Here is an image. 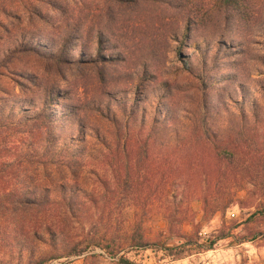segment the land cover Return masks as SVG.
<instances>
[{
    "label": "rangeland",
    "instance_id": "374dc122",
    "mask_svg": "<svg viewBox=\"0 0 264 264\" xmlns=\"http://www.w3.org/2000/svg\"><path fill=\"white\" fill-rule=\"evenodd\" d=\"M183 1L189 10L182 15L156 4L144 12L121 10L111 24L128 62L115 67L96 57L62 70L34 53L10 58L23 34L38 36L52 54L51 44L32 30L56 31L39 19L30 21L19 5L17 16L0 17V59L8 66L0 76L1 96L20 107L21 98L40 103L47 86L64 91L69 98L60 101L68 110L78 108V115L55 125H67L71 139L65 145L78 148L79 155L71 164L44 168L27 160L26 154L39 152L23 128L13 123L0 135V264H264V0ZM99 3L96 9L106 14L104 1ZM229 3L237 4L230 16L242 50L235 51L244 55L240 81L219 106L215 127L222 142L216 147L200 126L203 77L209 76L200 56L204 52L209 61L216 53ZM187 17L194 30L185 42ZM57 37L62 39L61 31ZM144 70L149 76L143 83ZM221 81L217 77L214 84ZM234 87L240 99L244 88L248 105L257 101L256 114L243 115L234 105ZM165 95L170 98L158 103ZM135 100L142 108L133 118L122 104L129 103L130 112ZM159 107L174 117L162 137L152 135ZM79 125L83 143L73 130ZM245 165L253 171H243ZM29 196L50 204L17 205ZM222 231L230 236L212 250L187 244L177 257L167 250L192 236L208 246ZM141 236L151 245H137Z\"/></svg>",
    "mask_w": 264,
    "mask_h": 264
},
{
    "label": "trees",
    "instance_id": "16d2710c",
    "mask_svg": "<svg viewBox=\"0 0 264 264\" xmlns=\"http://www.w3.org/2000/svg\"><path fill=\"white\" fill-rule=\"evenodd\" d=\"M104 1L106 7V14H104L100 9L99 0H0V17H14L17 16L16 13L18 8L15 9L17 5L23 7L27 12H29L30 21L34 22L39 19L46 24H49L51 29H54L58 34L61 31L62 39H58L55 33L49 31L42 32L41 30L35 32L37 35L41 36V39L46 38V40L51 44V53H48L43 41L37 39L38 36L31 38L26 36L22 37V40L18 43V52L14 53L13 56H16L18 53L25 54L28 53L38 54L46 61L51 62V66H55L58 70H62L65 67H74L87 64L88 60L95 58L94 61H99L101 63L110 64L111 66H116V64L122 62H128L124 47L121 45L118 40L119 33L117 32V26L111 24L114 20V17H117V14L121 10L125 9H134L144 12L146 7L149 4H156L164 7L165 9H171L179 12L178 14L182 15L183 13L188 12L189 6L184 3L183 0H102ZM73 2V3H72ZM233 2V1H231ZM237 9V4L229 3L226 10L222 11L225 17L226 29L221 35V38L216 40L217 51L213 54L211 60L208 61L207 55L201 52L202 61L204 65L209 66V76L208 78L203 77V84L205 89L207 88L206 93H204L203 100L201 101V122L200 126L206 138L217 147L219 143L222 142L218 140L219 133L216 131V125L218 123L217 116L219 115V106L224 105V97L227 90L230 86H233L235 83L239 82L237 75L240 72V59L243 57V53L240 51H235V49L242 47L237 44L236 40V30L233 27L235 21L230 16V10ZM144 10V11H143ZM176 12V13H177ZM142 13L137 12L136 15H141ZM135 16V15H134ZM188 21L189 26L186 29L185 33V42L189 40L192 36V31L194 30V24L191 17ZM108 19V20H107ZM103 23L107 27H103ZM2 21L0 20V27L2 26ZM50 29V30H51ZM29 33V31H27ZM42 32V33H37ZM26 33V32H23ZM40 40V41H39ZM73 49V52H71ZM239 49V50H240ZM51 55V56H48ZM233 55H237V58L234 60ZM46 57L50 58L47 59ZM18 57L12 59L16 60ZM234 60V61H233ZM224 67L228 68V71L222 72ZM8 69V66L4 65L0 59V76H2V69ZM216 68L218 71H213L212 69ZM232 71V73H231ZM149 76V71L144 70L143 77L141 81L147 82ZM201 76V73H199ZM222 79L219 84H214V79ZM154 76H152L151 81H153ZM236 87H234L235 89ZM1 91V90H0ZM241 99L239 97V91L235 89V94L237 96H231V100L234 105L244 114H248L249 110L253 114H256V109L258 108L257 101H250L245 95L244 88H242ZM143 96L148 95L147 91H144ZM65 92L54 87L53 85L47 86L39 102L36 98L26 99L21 98V101L17 105H7L6 103H11L4 100L0 94V135L7 133L8 129H11L13 123H16V127L23 128L30 136L32 142V149L34 153H38V156L34 157L33 153L26 154V158L29 162L36 161L39 165L44 166V168L52 165H67L71 164L72 160L75 158L78 159V148L71 146L68 149L65 145V142L70 141V135H67V125H63L62 128L57 129L55 123L61 121L64 116L68 114L78 115V108L72 107L68 110V106L61 99H67L65 97ZM141 98H145V97ZM163 95L159 98H161ZM158 103L166 102L170 97L165 95L163 100H159ZM137 101V104L131 108L130 112L128 109L131 107L129 103H123V113L130 117H137L140 109L142 108V103ZM61 102V104H58ZM142 102V101H141ZM59 105L60 108H54L53 106ZM13 108V109H9ZM15 108V109H14ZM9 110L10 113L5 111ZM165 107H159L156 116L153 119L152 124V135L161 136V134L170 129V123L174 120L173 114L165 116ZM23 111H29V113L24 114ZM129 112V114H128ZM12 122V123H11ZM44 128H46L44 130ZM72 128V127H71ZM75 132H78L76 141H81L79 135V127H73ZM5 133V134H6ZM82 142V141H81ZM83 143V142H82ZM1 145V144H0ZM67 148V149H66ZM226 147L224 150H226ZM35 158V159H33ZM243 171H253V168L249 165L242 167ZM36 198V197H35ZM207 203V202H206ZM50 204L48 199H32L30 196L26 199H21L17 203L19 206H37L39 208H47V205ZM230 205V204H229ZM226 205L224 210L229 206ZM230 233L222 231V234L208 239V246L200 245L194 238V236L187 238L185 245H182L177 248H168L171 256H180L182 255L188 245H196L205 250H212L216 244L225 238H228ZM182 236V235H181ZM259 236H264V233ZM137 242V245L146 247L151 245L149 241L145 240L144 236H141ZM77 252V251H76ZM80 252V251H78ZM126 264H132L130 261L126 260Z\"/></svg>",
    "mask_w": 264,
    "mask_h": 264
}]
</instances>
